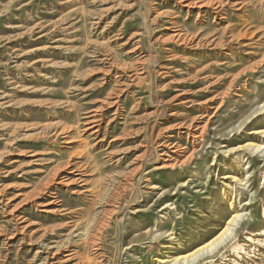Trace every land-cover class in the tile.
<instances>
[{
	"label": "rangeland",
	"instance_id": "1",
	"mask_svg": "<svg viewBox=\"0 0 264 264\" xmlns=\"http://www.w3.org/2000/svg\"><path fill=\"white\" fill-rule=\"evenodd\" d=\"M210 1L200 23L174 0H0V264H172L217 240L191 264H264V110L243 121L264 104V0ZM171 18L214 46L178 51ZM118 81L84 179L40 191L78 146L45 126Z\"/></svg>",
	"mask_w": 264,
	"mask_h": 264
},
{
	"label": "bare ground",
	"instance_id": "2",
	"mask_svg": "<svg viewBox=\"0 0 264 264\" xmlns=\"http://www.w3.org/2000/svg\"><path fill=\"white\" fill-rule=\"evenodd\" d=\"M174 1H175L176 6L179 7V9H181L183 11L187 10V13L189 15L190 14L192 15L195 11H197V21H199L200 23L203 21V19L205 17V15H204L205 10H207V9L214 10V7H215L214 1H210V2H207V0H174ZM228 4H229V1H227L226 3L225 2H219L218 4H215V5H218L220 8H223L222 5L226 6ZM254 7H255V5H254ZM219 11H221V10H219ZM176 18H171V21H170L171 25H173V27L175 29L171 32V35L168 38V43L171 45H175V47L178 51H179V49H181L183 47L185 49H188L189 51H199L202 49H208L209 46L210 47L214 46V41H215V40H213L214 35H211L210 33L204 32V31L197 29V28H194V29L190 28L186 24V22L182 23L181 26H178L176 23V21H177ZM245 23H247V21ZM248 34H249V32H245L244 35L239 34V36L245 37ZM211 49H214V48H211ZM184 54L185 55L187 54L186 51L184 52ZM174 55H176V54H174ZM114 69L115 68H112V70L110 69L111 71H109V70L104 71L103 72L104 76L112 75L114 73ZM117 74H119V73L118 72L114 73V75H117ZM122 89H123V87L121 86V84L118 81L116 89H114V91H111L106 96L105 99L100 101L99 107L93 109L92 111L90 110V112H87V115L83 121L78 120V110L74 104H71V108H72L71 111L76 113V117H77V121L75 122L74 125H69V124H66V123H63L60 121L59 123H52V124H48L45 126V130H49L50 133L55 130V132H54L55 142L62 140L63 144L72 145V144L76 143L78 146H76L77 149L71 153V155L68 157L67 160L64 161L63 158L60 159V162L51 171L52 176L45 182V184L41 187L40 191L46 192L50 189V187L51 188L54 187V184L59 185L62 183H67V182H72V181H82L83 177L81 174L83 171H85V168H83L84 165H82L80 160L85 159V155L89 156L91 151H95L99 148L105 147V146H103L104 145L103 143L106 142L107 137L110 135L109 129L111 127V124L113 123L112 119L110 121H107L108 109H115V112H114L115 116H118L121 114ZM263 110H264V104L259 105L255 109L253 108V110H249V112H247L245 114V116L243 117L244 118L243 121L249 119L251 116H253V114H255L257 112H261ZM106 121H107V123H106ZM243 121L239 120L238 122H243ZM105 123H106V126L104 127ZM45 136H46V134H45ZM250 148L252 151H259L260 149H263V145L262 146L251 145ZM92 159L95 162L96 158L94 156L92 157ZM241 161H242V158H239L238 164H240ZM85 165H86V163H85ZM93 175H94V173H93ZM73 178H75V180H72ZM56 201H57V199H56ZM6 208H7V210L10 209L9 207H6ZM20 210H22V207L18 210V212H20ZM11 214H12L11 216L15 219H17V218H18V220L22 219V218H19V215H17V216L14 215V212H11ZM239 217H240V215H237L231 220V222L229 223V226H228L226 232L223 234V236L225 234L228 235L230 233L231 229L233 228V226L236 222V219H238ZM24 222H25V220L23 221V223L18 224L19 229H20L19 231L21 233L26 232L29 229L28 223H24ZM23 235H24V233H23ZM218 242H219V240L215 241L214 243L200 249L198 252L192 254L191 256L179 259L177 261H172V262H174L172 264H191V262H193V260L196 261L199 258L206 257L213 251L215 244ZM86 260H89V258ZM89 261H91V259Z\"/></svg>",
	"mask_w": 264,
	"mask_h": 264
}]
</instances>
